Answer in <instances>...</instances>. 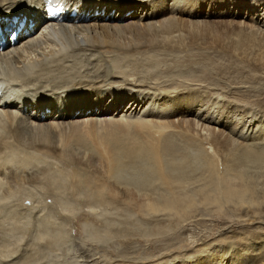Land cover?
<instances>
[{"label":"bare ground","instance_id":"6f19581e","mask_svg":"<svg viewBox=\"0 0 264 264\" xmlns=\"http://www.w3.org/2000/svg\"><path fill=\"white\" fill-rule=\"evenodd\" d=\"M158 1L0 0V264L57 263L47 258L59 244L60 235L51 234L41 225V218L37 220L40 215H36L41 208L37 203L25 202L27 197L31 200L34 196L32 191L24 190L40 182V168L35 163L37 152L42 150L40 144L46 142L48 146L55 144L64 148L66 144L61 141L66 136L67 126L80 128L82 132L84 127H87L85 131L92 129L91 125L96 124L93 126L96 128L103 125L101 130H90L94 133L88 131L94 138L91 148L105 158L109 176L119 185L127 186V190L136 188L135 194L140 193V189L143 191L147 198L142 205L157 208L155 204L159 203L163 210L192 207L194 198L189 195L192 192L188 194L184 190L190 183L186 177L191 162H195L190 159L194 153L204 160L201 165L208 168L207 175L211 174L207 188L200 185L199 189L208 206L227 203L241 207L239 203L244 204L247 192L251 193L253 185L248 179L251 175L248 170L256 172L264 167V135L258 132L264 120L241 108L232 109L227 105L220 109L222 104L210 103L215 93L203 95L202 87L193 86L192 82L188 85L190 80H186L185 75L179 79L167 78L151 59L144 60L148 62L143 64L141 58L146 56L140 51L143 47L156 49L155 55L176 56L174 53L179 49L176 46L182 45L180 37L174 35L181 31L179 26H197L201 22L199 15L194 16L201 14L204 4L201 0H173L170 6L161 0L162 7L154 5ZM137 4L141 7L138 19L123 24ZM216 5L208 1L209 15L215 14ZM104 6H108L109 11L108 16L102 17ZM117 7L119 10L114 16L112 12ZM91 18H97L98 22L101 19L97 24L100 29L89 24ZM22 21L24 27L17 33ZM127 33L133 36L125 35ZM135 37L139 41L136 42ZM118 38H126L132 44L122 43ZM138 59L141 60L138 62ZM171 71L176 72V69ZM182 95L185 101L181 100ZM169 98L172 110L167 109ZM89 109H93L90 121L85 119L87 116L70 120ZM225 131L231 148H226L224 153L234 149L230 154L235 157L237 167L235 170L225 166L221 172L219 157L226 155H221L220 150L209 151L214 148L206 145L210 143L207 140L210 134ZM81 135L83 133H76V139L83 143ZM32 160L35 161L32 163ZM75 179L85 187L84 180ZM153 180H159V189L168 194L165 205L155 189H147ZM191 185L193 183L189 187ZM32 212L35 222L25 240L27 220ZM46 212L43 210L41 214L47 215ZM43 231L50 235L51 246L45 245L47 241L42 237L47 236ZM35 238L45 243L39 246L40 241L34 243ZM90 256H81L77 264H87ZM119 260L118 264H140L141 261L130 252ZM204 264L223 262L215 260Z\"/></svg>","mask_w":264,"mask_h":264},{"label":"rangeland","instance_id":"374dc122","mask_svg":"<svg viewBox=\"0 0 264 264\" xmlns=\"http://www.w3.org/2000/svg\"><path fill=\"white\" fill-rule=\"evenodd\" d=\"M208 1L217 3L215 14L209 15L211 8H206ZM172 2L173 0H165L169 6ZM201 2L204 3L201 14L195 13L194 15L200 16L198 17L201 20L199 25L191 27L180 25L178 30H181V33L178 31L174 33L175 37H180L176 39L182 40V45L176 46L179 47L174 53L176 56L160 55L159 53V55H155L156 49L152 48L151 50L149 46H145L140 50L143 51V55H146L141 58L142 61L146 59L154 61L155 65H159V68L164 71L163 75L167 78L176 77L179 79L185 75L186 80H190L187 81V84L192 82L193 86L199 85L198 87H202L205 96L208 94L206 92L212 91L215 96L211 98L210 103L222 104L223 107H219L220 109L226 108L227 105L232 109L241 108L243 112L251 111L250 113L253 112L264 120V0H201ZM154 5L162 7L163 2L159 0ZM139 6L140 4H137L131 9L133 14L123 20V24L127 25L132 20L138 19L137 17L141 14ZM104 7L105 13L102 17L108 16L109 7ZM160 7L159 9H161ZM118 10V7L115 8L112 15L116 16ZM182 18L188 17L182 16ZM99 22H102L101 19ZM99 22L97 18L89 20V24L96 25V29H100L97 25ZM199 33L200 35H198ZM125 35L133 36L130 33ZM195 38L199 41L195 42L197 41ZM120 39L121 42L123 41L122 43H128V39ZM134 40L139 41L136 37ZM141 59H138V62ZM146 62L148 61H144L143 64ZM173 68L176 69V72L171 71ZM190 86L192 85L190 84ZM203 95L201 97H204ZM184 96L180 97L183 101L186 100ZM126 102L127 100L123 105ZM167 107L171 110L173 108L170 98L167 99ZM92 110L89 109L82 115H75L70 120L84 116H87L85 117L87 120L93 116ZM95 125H91L92 129L101 130L103 127V125L100 127L97 124L98 129L93 127ZM85 128L87 129V127ZM84 129L81 132L80 128L67 126V131L64 133L66 136H63L61 141L63 145L66 144L64 148L58 146L56 148L55 144H50V147L46 142L40 144L42 150L38 149L37 162H35L40 168V182L37 184L38 186L35 185V187L29 188L30 190L28 188L24 190L28 193L32 191L34 196L31 200L27 197L25 202L27 204L37 203L41 208L39 213H36V215H40L37 220H42L41 225L45 229L47 228L50 233L56 232L60 235V242L55 247L56 250H52V254L50 251L49 256L47 254V259L56 261V264H73L74 262L77 264L81 256L84 258L91 255L87 264H118L121 262L119 259L130 252L141 260L140 264H160L162 260L166 259L163 264H204L206 261L215 260L221 261L223 264H264V167L256 172L248 170L251 174L248 179L254 187L251 185V193L247 192L244 204L239 203L241 207L227 203L221 204L222 206L217 203L208 206L207 203H204V198L200 193V185L207 188L211 174L207 175L208 168L201 165L204 164V160L198 159L193 152L194 157H190V159L195 162L190 161L192 165L190 164L191 168H189L190 171L186 177L187 179L191 176V180L187 179L190 183L184 190L188 191L186 192L188 194L192 192L189 195L194 198L193 206L178 209L179 211L166 210V208L163 210L164 208L162 209L159 203L155 204L157 208L150 204L142 205L141 203L147 197L143 196L141 189L138 191L140 193L135 194L136 188L132 187V190H127V186L119 185L109 176L105 158L97 155L91 148L94 138L89 135V132H93L90 131L92 129L85 131ZM263 131L264 123L258 131L260 136L264 135ZM76 133H83L81 135L84 138L83 143L77 141ZM225 133L226 131L221 134L218 132L210 134L207 138L210 143L206 145L214 148H209V151L220 150L221 155H226L224 158L219 157L221 161L218 164L220 163L219 169L222 168L221 172L225 166L227 168L234 167V169L237 167L235 157L230 154L234 149L224 153V151L227 152L226 148H231ZM34 161L32 160V163ZM200 168L202 169L200 170ZM75 177L84 180L85 187H82ZM192 179H195L196 182ZM191 183L193 185L189 187ZM159 187L160 181L153 180L147 189L149 191L155 189L161 196L157 198L160 197L165 205L168 194L166 195ZM42 209L47 211V215L41 214ZM32 214L35 213L32 212L27 220L29 234L25 232L24 239L30 235L35 222ZM43 215L47 218L45 219ZM40 218L41 220H39ZM51 221H53L52 224H50ZM43 234L47 236L42 237L47 242L45 243L41 238H35L34 243L40 241L37 243L38 245L40 243L39 246H42L41 243L51 246L48 239L50 235L44 231ZM163 243L167 246L164 247ZM53 244L55 245L56 242L53 241ZM130 246L133 248L131 249ZM159 246L163 248L162 252H160ZM80 248L84 251L82 250V252ZM133 249L134 251H132ZM85 250L88 251L87 254ZM80 252L86 255L83 257Z\"/></svg>","mask_w":264,"mask_h":264}]
</instances>
